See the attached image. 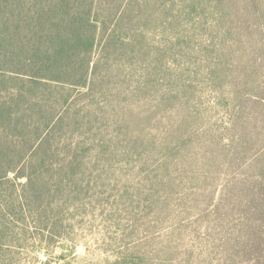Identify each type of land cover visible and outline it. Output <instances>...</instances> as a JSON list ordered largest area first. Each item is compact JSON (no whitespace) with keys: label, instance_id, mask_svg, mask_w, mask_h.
<instances>
[{"label":"trees","instance_id":"1","mask_svg":"<svg viewBox=\"0 0 264 264\" xmlns=\"http://www.w3.org/2000/svg\"><path fill=\"white\" fill-rule=\"evenodd\" d=\"M185 1L0 0V248L17 218L55 224L52 194L124 143L164 191L195 161L221 264H264V0Z\"/></svg>","mask_w":264,"mask_h":264},{"label":"rangeland","instance_id":"2","mask_svg":"<svg viewBox=\"0 0 264 264\" xmlns=\"http://www.w3.org/2000/svg\"><path fill=\"white\" fill-rule=\"evenodd\" d=\"M197 97L208 123L222 127L210 92ZM123 144L103 148L98 166L75 169V184L59 209L52 194L48 213L55 224L35 215L17 218L0 248V264H221L219 234L203 211L204 195L190 185L203 177L195 161L179 163L180 172L173 165L167 177L174 190L164 191L155 183L162 177L159 164L145 151L125 152ZM87 149L80 150L86 160ZM218 175L208 184L213 198L227 176Z\"/></svg>","mask_w":264,"mask_h":264}]
</instances>
